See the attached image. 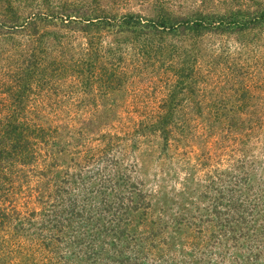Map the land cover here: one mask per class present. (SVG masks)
<instances>
[{"label":"rangeland","instance_id":"1","mask_svg":"<svg viewBox=\"0 0 264 264\" xmlns=\"http://www.w3.org/2000/svg\"><path fill=\"white\" fill-rule=\"evenodd\" d=\"M27 1L30 6L14 3V7L17 11L46 12L48 7L64 5L76 8L73 14L100 17L108 25L99 45L92 48L97 53L74 54L86 58L87 66L98 67L88 79L89 87L69 73L66 82L50 93L41 91L44 95H40L35 90L26 94L31 99L27 106L54 111V130L74 141L72 152L59 154L52 168L58 181L66 169L86 177L85 183L69 182L67 187L73 191L64 193L66 197L91 195L97 212V208L107 207L112 189L111 201L118 199L114 193L125 174L132 176L145 195L138 208L130 213L126 210L125 219L122 214L113 219V211L98 215L118 243L100 257L121 256L126 248L124 256L137 253L142 264H259L257 259L264 256V226L253 240L224 234L230 241L223 240L220 248L212 236L220 234L213 212L222 192L229 189L222 188L223 183L240 182L237 205H264V0ZM10 9V0H0V14ZM129 15L161 19L173 23L174 28L157 32L148 23L136 25L126 19L130 21L126 24L123 20ZM213 16L237 18L245 25L197 32L190 28L192 23L183 22ZM39 27L41 34L45 31L49 36L61 32L59 19H46ZM69 33L74 53H82L88 46L87 36L78 29ZM13 37L18 40L21 35ZM9 52L13 54L12 47ZM99 68L113 75L105 85ZM1 93L0 98L14 99L9 92ZM169 107L177 112V124L167 143L158 133L136 132L141 126H151L154 114ZM220 111H229L230 118ZM86 124L90 132L78 145L75 139L81 135L69 136L68 129L72 127L75 133L79 128L85 130ZM45 126L49 127V122ZM29 207L40 211L35 215L40 222L42 206L32 203ZM257 209L253 220L256 216L264 223V210L256 214ZM240 223L231 225L238 236L243 232ZM197 224L202 238L196 236ZM204 236L211 239L206 245ZM214 242L215 247L211 246ZM75 251L81 262L88 264L81 244ZM59 255L49 260L41 251L38 263L65 264Z\"/></svg>","mask_w":264,"mask_h":264},{"label":"trees","instance_id":"2","mask_svg":"<svg viewBox=\"0 0 264 264\" xmlns=\"http://www.w3.org/2000/svg\"><path fill=\"white\" fill-rule=\"evenodd\" d=\"M14 3H17L19 7L30 6L27 0H10V11L0 14V92L1 94L9 92L12 99L14 98L11 102L15 105L11 107L7 104L11 103L10 99L0 98V264H40L37 256L41 254V251L48 254L49 260H53L54 256L60 254L59 258L65 264H83L85 260L81 262L79 254L75 251L80 244L85 248L86 253H84L88 264H142L137 253L124 256L126 248L123 249L121 256L113 253L106 258L100 257L102 253L117 248L118 243L115 242L110 227L98 216L113 211V219L116 218V214H122L125 219L126 210L130 213L129 211H133L144 202L145 195L141 192V187L138 188L131 175H123L122 182H119L118 193H114L118 199L111 201L114 192L112 189L107 200V207L97 208V212L92 205L91 195L80 197L74 194L66 197L64 193L70 194L73 191L67 187L68 183H85L86 177L84 173H73L74 171L66 169V174L61 181H58L53 175L52 168L56 165L59 154L72 152L70 146L74 141L62 137V133L58 134L54 130L55 122L51 119L54 111L27 106L31 102L26 95H29V91L36 90L37 94L39 91L40 95H44L41 91L50 93L55 90V86L60 88L59 85L61 86L63 81L66 82L69 73L80 77L82 82L89 87L88 79L98 67L90 64L87 66L86 58H75L74 54L91 56L97 53L92 48L99 45L103 39V28L108 25L102 22L103 19L100 17L73 14L76 8L64 5L48 7L46 12H27L17 11ZM127 17L123 20L124 23H130L126 19L134 20L136 25L148 23L157 32H165L174 28L173 23L161 19H145L140 15ZM46 19H53V22L59 19L61 32L54 36L47 35L45 31L41 34L38 29ZM183 22L189 25L192 23L190 28L197 32H202L204 29H225L235 24H243L237 18L216 16L200 17ZM28 28L33 30L30 31ZM75 29L84 33V37L87 36L88 46L83 47L82 53L76 51L74 53V47L71 45L73 36L69 31H75ZM25 34L26 39L22 37ZM18 35H21V40L13 37ZM43 39L46 41L42 42ZM49 39L52 42H48ZM5 44L8 46L2 47ZM9 47H12L13 54L9 52ZM105 72L106 70L102 72L99 68L100 80L104 85L113 77L112 73L107 75ZM111 88L110 86L109 89ZM176 114L175 108L172 107L160 109L154 114L155 121L151 126H141L142 128H138L136 132L138 134L141 132L158 133L167 143L175 133ZM219 114L230 118L229 111H220ZM48 122L49 127H46ZM92 127L90 126V130ZM68 132L69 136L81 135L75 139L76 144L80 145L84 135L87 137L90 131L86 124L85 130L79 128L73 133L72 127H69ZM39 148H44L47 152L44 153L45 151L42 152ZM84 161L87 162V160ZM79 163L78 161V166ZM29 176L34 177V180ZM221 181H223L222 178ZM55 182L57 183L56 190H54ZM228 184L230 186L223 183L222 188L229 189L222 192L221 202L216 204L213 212L217 220L216 224L221 226L220 234L212 236V240L217 241V248H220L223 240L230 241V238L245 237L249 240L258 238L264 226V223H261L256 216L255 220L252 217L254 209L258 208L256 214H259L264 210V205L260 207L258 206L260 203L257 202L258 205L250 203L251 208L244 204L243 206L237 205L239 197H236V194L240 189L238 186L240 182L237 183L238 185L233 181ZM262 192L263 190L260 195L263 196ZM136 198L141 202L135 201ZM32 203L42 206L40 222L35 220V215L40 214V211L36 207H29ZM245 203L249 204L247 201ZM119 207L121 210H117ZM30 208L34 210L30 211ZM123 208L124 213H122ZM129 216L128 214V218ZM236 221H241L243 230L239 236L234 230L237 228L231 230L232 223ZM36 222L39 223L38 228L36 232L34 230L32 232L31 228L37 224ZM100 224H103L102 228H97ZM196 227H198L197 238H202L201 226L197 224ZM218 230L219 227L214 234ZM230 233V238H224V234L228 236ZM124 236L120 235L119 238H124ZM204 241L206 245L211 239L207 241L204 236ZM215 243L211 246L215 247ZM108 245H111L109 249ZM260 258L257 259L258 263L260 261L259 264H264V256Z\"/></svg>","mask_w":264,"mask_h":264}]
</instances>
